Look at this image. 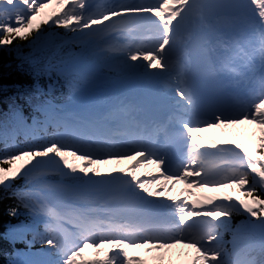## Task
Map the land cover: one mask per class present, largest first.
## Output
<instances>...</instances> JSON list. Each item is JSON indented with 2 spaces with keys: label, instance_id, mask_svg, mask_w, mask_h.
<instances>
[{
  "label": "snow or ice",
  "instance_id": "1",
  "mask_svg": "<svg viewBox=\"0 0 264 264\" xmlns=\"http://www.w3.org/2000/svg\"><path fill=\"white\" fill-rule=\"evenodd\" d=\"M54 28L93 57L81 69L55 68L79 72L70 99L108 67L162 87L167 114L145 121L123 102L101 112L49 101L36 106L45 119L3 133L13 150L0 157V186L22 179L18 198L72 202L65 214L46 199L23 205L48 217L33 240L55 251L50 264H264V0H0V47L30 37L34 47L50 44ZM245 124L255 126L246 141L233 131ZM21 131L26 143L17 145ZM237 215L246 219L233 227Z\"/></svg>",
  "mask_w": 264,
  "mask_h": 264
},
{
  "label": "trees",
  "instance_id": "2",
  "mask_svg": "<svg viewBox=\"0 0 264 264\" xmlns=\"http://www.w3.org/2000/svg\"><path fill=\"white\" fill-rule=\"evenodd\" d=\"M52 31L57 33V37L50 44L34 47L30 37L27 41L16 39L11 45L0 47V157L6 150H13L11 138L7 141V149L5 147L3 133L6 130L11 131L13 127L23 129L25 125H31L33 118L44 119L45 116L36 110V106H46L49 101L54 105H65L72 101L70 86L78 82L80 76L61 74L55 68H68L83 58L89 61L93 59L90 55L86 56L80 44L70 39L72 35L66 36L64 29L54 28ZM57 45L60 47L57 48ZM49 64L53 69L43 71ZM37 70H42L39 75L36 74ZM15 143H26L22 131ZM52 178L58 179V176ZM26 191L22 179L15 180L7 189L0 186V264H14L19 253L43 249L44 245L39 239L33 240V237L35 231L43 234L45 225L35 224L37 215L23 206L26 203L33 209L37 208L40 196L35 199L33 194L21 195L19 198L13 195L14 192ZM13 207L17 208L16 216L9 214V209ZM39 216L48 218L42 214ZM245 219V215L234 216L233 227ZM12 229L14 233L8 235ZM232 237V231L223 233L224 245L229 251Z\"/></svg>",
  "mask_w": 264,
  "mask_h": 264
},
{
  "label": "rangeland",
  "instance_id": "3",
  "mask_svg": "<svg viewBox=\"0 0 264 264\" xmlns=\"http://www.w3.org/2000/svg\"><path fill=\"white\" fill-rule=\"evenodd\" d=\"M91 1H93V0H90V2ZM102 2H104V0ZM155 2H156V0H155ZM53 7H54V5H53ZM245 12H246V8L244 9L243 14H245ZM69 35L73 36V34H71V33H66V36L69 37ZM72 36H71V38H72ZM250 38H252L254 40L253 32H251ZM89 62H90L89 60H87L86 58H83L82 60H79L78 62H76L74 66H72L68 69H74V67L77 65H79V66L82 65V67H84V65L86 63H89ZM70 73L77 74L76 71H72ZM123 80H126V79L122 78L116 71H114L108 67H101L98 71L97 82L95 84L90 85L87 88H85V90L82 93H80L78 96H76L72 100L75 101V100L79 99L84 93H86L90 90H93L95 88H100V89L105 90L107 83H113L116 85L121 81L123 82ZM105 101L106 100H103L102 102H105ZM65 105H67V104H65ZM40 114L42 116H45L44 113L41 111H40ZM252 130H255L254 125L245 124V125L240 126L239 129H234L233 131H243L244 136L245 135L248 136L249 132ZM216 131L218 132L219 130H216ZM203 135H205V137L207 138L210 136V133H204ZM140 171L141 172H152V171H154V168H153V166H148V168H146V169L141 168ZM53 176L55 177V175H51V176L46 177L47 181H49L52 184L59 183L60 178L58 177V179H56V178L53 179L52 178ZM179 189L180 188L178 186H176V190L174 191L173 194H179ZM205 191H207V190H205ZM33 195H34V198L36 199L37 195H35V194H33ZM197 195H199V193H197ZM44 199H46L47 203L50 206H52L53 208H55L56 210H57V207H59V206L69 207L70 204L72 203L71 201L67 200L65 197L60 196V195H55L52 193H45L44 197L40 196L39 200H38L39 203H42ZM68 210H69V208H68ZM47 222H48V218H44V217H41L39 215H37L35 218V224H46ZM13 233H14L13 229L8 231V235H11ZM229 244H231V241L229 242ZM57 259H58V257L56 255L55 251L53 249H51L50 247L44 245L43 249L38 250V251L33 250L30 252H26V253H19L15 258L14 264H26V262H28V261H37V262H39V264H50V262L55 261Z\"/></svg>",
  "mask_w": 264,
  "mask_h": 264
},
{
  "label": "bare ground",
  "instance_id": "4",
  "mask_svg": "<svg viewBox=\"0 0 264 264\" xmlns=\"http://www.w3.org/2000/svg\"><path fill=\"white\" fill-rule=\"evenodd\" d=\"M248 3V0H245V4H247ZM244 16L246 17V19H247V21L250 23V22H252L253 21V19H254V17H253V14H252V12L251 11H249L247 8H246V12H245V14H244ZM238 28H241V29H243L244 31H246L247 32V34L249 35V37H250V34H251V32H253V29L252 28H250V27H248V25H247V23H244V22H241L239 25H238ZM128 81V82H127ZM131 81V80H130ZM135 81H137V80H135ZM126 83H129V80L127 79L126 81H125ZM134 82V81H133ZM122 83V81L120 82V83H118V84H121ZM112 88H114L113 86H112ZM111 88V89H112ZM91 93H92V98H94L95 100H97V101H101V100H103V99H105L106 98V91H104L103 89H100V88H95V89H93L92 91H91ZM111 98V97H110ZM112 99V98H111ZM44 119H45V117H44ZM247 138H248V136H244L243 137V140H247ZM179 188H182L183 187V185H177ZM64 210V209H63ZM67 213V212H66Z\"/></svg>",
  "mask_w": 264,
  "mask_h": 264
}]
</instances>
